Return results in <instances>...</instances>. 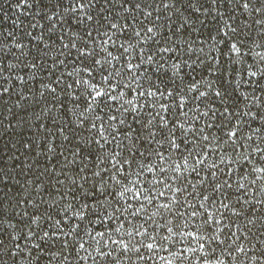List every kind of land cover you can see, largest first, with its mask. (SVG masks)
<instances>
[{
    "label": "snow or ice",
    "instance_id": "1",
    "mask_svg": "<svg viewBox=\"0 0 264 264\" xmlns=\"http://www.w3.org/2000/svg\"><path fill=\"white\" fill-rule=\"evenodd\" d=\"M0 14V264H264V0Z\"/></svg>",
    "mask_w": 264,
    "mask_h": 264
},
{
    "label": "trees",
    "instance_id": "2",
    "mask_svg": "<svg viewBox=\"0 0 264 264\" xmlns=\"http://www.w3.org/2000/svg\"><path fill=\"white\" fill-rule=\"evenodd\" d=\"M11 0H0V5H3L4 7H7V4L10 3ZM2 15V14H0Z\"/></svg>",
    "mask_w": 264,
    "mask_h": 264
}]
</instances>
